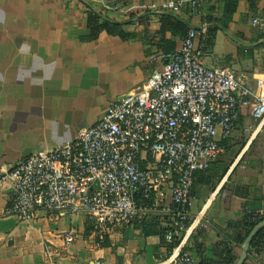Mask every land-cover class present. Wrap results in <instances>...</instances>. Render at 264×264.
<instances>
[{
	"label": "crops",
	"instance_id": "1",
	"mask_svg": "<svg viewBox=\"0 0 264 264\" xmlns=\"http://www.w3.org/2000/svg\"><path fill=\"white\" fill-rule=\"evenodd\" d=\"M109 5H146L182 0H104ZM228 0H202L194 9L181 4L178 12L134 11L120 15L100 3L84 0H0V172L20 160L56 151L73 142L78 132L98 122L107 106L142 84L162 66L155 58L162 42L178 33H160L161 13H170L199 33L196 50L207 68H228L242 85L255 91L264 80V39L250 20L264 13V0L251 10L248 0H236L228 19ZM100 22L120 25L116 34L90 39L87 14ZM214 16L213 44H200L203 19ZM162 45V44H161ZM175 49V50H176ZM228 152L196 174L191 190V223L183 252L198 263L217 261L228 250L237 262L243 245L237 225L247 213L264 216V124L242 105ZM237 149L234 151V149ZM11 184L0 187V264H161L168 256L159 234L143 235L141 222L110 229L97 245L83 214L37 211L29 222L3 216ZM169 188L150 212L165 227L171 218ZM158 229V227H157ZM73 230L75 241L63 246L61 234ZM103 243V242H102ZM243 264H264V251L247 253Z\"/></svg>",
	"mask_w": 264,
	"mask_h": 264
},
{
	"label": "built area",
	"instance_id": "2",
	"mask_svg": "<svg viewBox=\"0 0 264 264\" xmlns=\"http://www.w3.org/2000/svg\"><path fill=\"white\" fill-rule=\"evenodd\" d=\"M84 1L126 16L136 10L178 12L182 3L194 9L202 0L149 6ZM250 25L264 32V14ZM198 36L189 29L178 49L157 56L162 66L109 104L102 118L80 130L73 142L0 172V187L11 184L3 216L29 222L37 211L83 214L100 245L111 228L143 220L168 187L172 216L162 244L177 243L161 264H199L182 250L196 221L189 223L195 175L224 153L220 143L231 137L242 105L250 104L251 119L264 124V80H257L253 91L232 70L205 67L196 50ZM137 198L151 202L138 204ZM60 236L64 247L76 239L73 230Z\"/></svg>",
	"mask_w": 264,
	"mask_h": 264
},
{
	"label": "trees",
	"instance_id": "3",
	"mask_svg": "<svg viewBox=\"0 0 264 264\" xmlns=\"http://www.w3.org/2000/svg\"><path fill=\"white\" fill-rule=\"evenodd\" d=\"M251 4V10L252 7H254V4L259 0H248ZM236 0H228L225 3V8L223 10V18L228 19L230 15L232 14L234 7H235ZM159 23H160V33L161 35L166 32L170 33H178L181 40L189 30V27L184 24L183 22L178 21V19L173 16L170 13H161L159 17ZM203 24H205V30L203 34L200 35V44L202 46L209 47L213 44L215 33L218 31L219 28L215 24H220V22L214 17V16H207L203 19ZM87 27L89 29V38L93 39L95 38L99 33L106 32L107 34H116L123 37L122 34L118 31L120 29V25L103 21L100 22V18L97 14L90 11L87 14ZM258 38L264 39V32L258 31ZM162 44V45H161ZM158 46V52H160L163 55L170 54L175 51V44L173 41H166L162 42ZM261 47H264V45H261ZM220 145L224 149V154L228 152L227 148V141H223L220 143ZM203 174V173H198ZM196 176V175H195ZM136 202L138 204H150L151 201H145L141 200L140 198L136 199ZM172 209V208H171ZM264 221V216H259L252 213H247L243 216L242 221L237 225V228L241 230V234L237 236L238 242L242 244L249 233L253 230V228ZM142 225L143 235L148 236L151 234H159L161 237V241L163 240V234L165 232L164 227H159V222L154 219L151 214H148L143 220L140 221ZM189 223L187 222L186 225ZM158 227V229H157ZM177 242H174L173 244L167 246V252L169 253L173 246L176 245ZM107 242L103 241V243L100 244V246H106ZM262 251H264V227L260 228L252 237L249 245V252H254L255 254H259ZM235 258H233L230 255V252L228 250H225L222 252L221 256L218 258L217 261L212 262H205L200 261L199 264H235Z\"/></svg>",
	"mask_w": 264,
	"mask_h": 264
},
{
	"label": "water",
	"instance_id": "4",
	"mask_svg": "<svg viewBox=\"0 0 264 264\" xmlns=\"http://www.w3.org/2000/svg\"><path fill=\"white\" fill-rule=\"evenodd\" d=\"M262 227H264V221H262L261 223L256 225L253 228V230L249 233V235L247 236V238L243 242V245L241 247L240 257L238 258V260H237V262L235 264H243L245 262L246 256H247V253H248V250H249L250 241H251L252 237L254 236V234Z\"/></svg>",
	"mask_w": 264,
	"mask_h": 264
},
{
	"label": "rangeland",
	"instance_id": "5",
	"mask_svg": "<svg viewBox=\"0 0 264 264\" xmlns=\"http://www.w3.org/2000/svg\"><path fill=\"white\" fill-rule=\"evenodd\" d=\"M261 14H264V13H261ZM261 14H258V15H261ZM237 149V147L234 149V151Z\"/></svg>",
	"mask_w": 264,
	"mask_h": 264
}]
</instances>
